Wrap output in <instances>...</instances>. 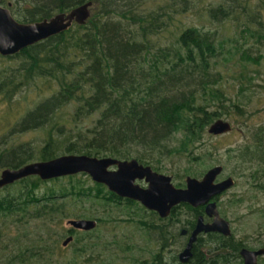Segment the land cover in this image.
Returning <instances> with one entry per match:
<instances>
[{
  "label": "trees",
  "instance_id": "obj_1",
  "mask_svg": "<svg viewBox=\"0 0 264 264\" xmlns=\"http://www.w3.org/2000/svg\"><path fill=\"white\" fill-rule=\"evenodd\" d=\"M9 1L12 2L2 0V3L9 5ZM85 1L88 0H37L36 5L31 2V7L24 5L19 10H15L12 2L11 11L18 20L33 22L68 11ZM93 1L101 4V8L94 9L86 24H75L16 55L0 54L1 62L16 57L20 59L18 67L8 66L11 69L9 74L0 70V97L11 101L24 87L37 82L47 85L50 92L49 96L36 102L16 126L21 127V131L47 129L44 144L39 150L29 141L19 147H0V171L68 153L137 158L159 172L164 169L163 156L188 154L193 161L202 163L203 157L195 155V149L208 134L211 123L229 113L226 103L231 98L222 82L217 86L219 80L216 84L208 80L213 75L224 78L218 60L219 55L226 52L223 42H218L210 29L194 25H178L175 40L169 44L155 39L169 28L175 19L173 14L188 11V8L175 9L176 0L166 6L159 5L157 9L150 8V11L137 8L133 0ZM260 2L264 5V0ZM231 8L223 2L210 5L206 8V17L211 22L218 18V14L228 19ZM244 8L250 11L244 12L248 20L243 22L242 30L264 36L262 20H259V29L250 25L251 17L261 15L256 12L260 11L259 6ZM243 54L245 58L256 60L248 51ZM182 80H191L193 85L199 81L203 85L183 94L173 92L183 84ZM54 81L57 88L53 87ZM200 91L203 92L199 94ZM214 104L217 108L211 109ZM233 105L241 115L244 114L242 105ZM70 121L77 122L75 131L68 129ZM177 134L182 137L173 145L171 141ZM254 141L255 144L247 145L238 155L241 162L249 153L254 158L264 155V127L257 129ZM204 173L205 169L199 171L190 166L185 168L183 176L199 177ZM13 185L20 186L7 193L3 191L11 184L0 188V217L17 218L23 226L40 220L45 227L44 231H38V237L26 231L29 244L19 254L24 259L34 256L48 259L61 249V239L68 235L74 236L70 243L76 245L77 253L91 250L88 262L97 258L94 254L98 253L100 240L93 234L98 223L92 230H82L83 234H76L78 229L73 227L68 230L63 227L65 218L96 217L79 207H85L87 199H96L94 202L107 209L123 202L128 207L144 209L138 201L119 196L105 184L95 182L93 186H86L85 179L79 174L49 180L29 176ZM177 185L184 186L185 181ZM185 205L193 210L189 204ZM172 212L169 223L178 211L175 208ZM150 213L164 221L155 212ZM94 220L99 224L104 221L103 217ZM138 222L148 229H162L161 225L144 220ZM163 239L166 243L163 246H167V230ZM87 241V249L83 250ZM9 262L14 264V256ZM135 264H165L163 253L158 251L152 261L143 259Z\"/></svg>",
  "mask_w": 264,
  "mask_h": 264
},
{
  "label": "rangeland",
  "instance_id": "obj_2",
  "mask_svg": "<svg viewBox=\"0 0 264 264\" xmlns=\"http://www.w3.org/2000/svg\"><path fill=\"white\" fill-rule=\"evenodd\" d=\"M15 5V10L21 9V6L31 7L33 2L36 5L37 0H11ZM136 7L150 11V8L157 9L159 5L166 6L172 0H133ZM176 0V8L183 10L188 8L187 12H178L173 14L175 19L169 25V28L163 30L162 33L156 35L154 38L158 39L163 44H169L175 40V33L178 25L200 26L210 29L215 33L218 42H223L225 53L219 55L218 60L221 63L219 69L223 71V80L217 75L211 76L208 80L211 84H216L219 80V85L226 91L228 97L231 99L227 101L229 105V113L223 117L229 120L233 125V130L223 135H213L208 132L205 135L202 143L195 149V155L203 157L202 163L192 160L188 154H173L171 156H163L162 162L164 169L162 173L172 175L174 182H184L186 175L185 168L195 166L199 171L205 172L213 166L223 165V172L219 178H225L232 175L236 178V186L224 193L220 198V206L223 214L231 219L235 227V233L241 235H249L250 237L258 239L257 236L264 238V189L256 188L258 180H254L249 173L250 170L257 169L256 162L243 163L240 161L239 154L249 144H255L254 135L258 128L264 127V36L260 34H247L243 29V22L248 18L245 17L244 12L250 11L245 9V6L251 8L259 6L261 14L259 17H251L250 25L253 29H259L261 26L259 20L264 23V5L260 0ZM221 2L230 5L231 15L228 19L218 14L212 22L206 17V8L210 5H219ZM125 2H122V6ZM31 5V6H30ZM13 6V4H12ZM12 8V7H11ZM101 8V4H94V9ZM170 11V9H169ZM221 16V18L219 17ZM16 17V16H15ZM17 18V17H16ZM167 21L168 17L166 18ZM20 21V20H19ZM254 21V22H253ZM242 51V52H241ZM244 51H248L249 55L254 60L245 58ZM6 62V63H5ZM20 59L7 60L1 62L0 70L7 74L11 72L9 65L18 67ZM17 73L19 71L16 70ZM189 79V78H187ZM183 83V84H182ZM181 86L174 88L173 92L186 93L190 89H200L203 84H194L191 80H182ZM176 85V84H175ZM47 85L41 82L34 83L30 86L24 87L20 92L14 96L11 101L4 100L0 97V147L4 146H21L29 141L31 145L35 146L36 150L44 144L45 138L48 135V130L38 128L36 130H23L19 126L20 121L24 118L26 112L33 108L36 102L41 98L50 95L46 89ZM53 87L57 88L55 81ZM203 91H200L201 94ZM233 103L242 105L244 114L241 115L235 108ZM217 104L211 106V109H216ZM70 107V111L73 112ZM77 122L70 121L68 129L75 131ZM181 134H177L171 141L175 145L179 142ZM233 149V150H231ZM1 172V171H0ZM79 175L85 179L86 186H93L94 180L87 173ZM203 175V174H202ZM194 176V175H193ZM198 177V176H197ZM200 177V176H199ZM15 184V183H14ZM20 185H13L9 189L3 191L7 193L8 190L12 192ZM258 187V186H257ZM233 197V198H232ZM244 198L242 201L237 199ZM96 199H87L85 207H81L87 212L95 214L97 219L103 217L104 221L96 228L93 237H99L97 249L98 253L94 254L97 258L89 260L91 250L77 253L75 246L70 243L64 247L61 239V249L57 250L53 255H49L46 259L43 256H34L29 259L20 257L24 246L28 243V236L26 231L34 233L38 237V231H44L45 227L40 220H34L21 225L17 218L4 219L0 217V264H9V260L14 256V264H135L138 260L149 259L153 257L158 251H162L163 258L171 261V257L183 249L184 238H178V234L182 227V222L186 221L191 213L187 212V208L181 207L176 214L182 222H177L174 218V226H172L171 233L167 232V236L172 240H177L173 244L167 240V246L163 249L161 247L164 243L163 236L169 224L167 221H161L157 216L150 213L146 207L140 202L141 206H129L123 202L122 205H112L111 208H104L97 202ZM94 202V203H93ZM96 204V205H95ZM78 207V208H79ZM134 207V208H132ZM80 208V209H81ZM135 210V211H134ZM134 211V212H133ZM65 218L63 227L68 230L71 226ZM144 220L150 224L161 225L162 229H156L141 225L138 221ZM76 234H83L82 230H76ZM174 235V237L172 236ZM19 236V237H18ZM17 238L11 243V240ZM251 245H256L262 241L249 240ZM29 244V243H28ZM88 241L83 250H86ZM31 255V252H29ZM26 257V256H24Z\"/></svg>",
  "mask_w": 264,
  "mask_h": 264
},
{
  "label": "water",
  "instance_id": "obj_3",
  "mask_svg": "<svg viewBox=\"0 0 264 264\" xmlns=\"http://www.w3.org/2000/svg\"><path fill=\"white\" fill-rule=\"evenodd\" d=\"M93 7L94 1L88 0L49 18L22 22L14 16L10 7L2 5L0 0V54L16 55L31 45L70 29L75 24H86L92 16ZM232 128L229 120L218 118L211 123L208 132L218 136L230 132ZM223 169V165L213 166L202 178L189 175L186 177V187H179L174 183L172 175L159 172L151 165L141 163L137 158L121 159L113 156L68 153L49 160L4 168L0 173V188L29 176L49 180L87 173L95 182L105 184L110 191L121 197L136 200L162 217L169 216L172 209L181 203H189L194 207L206 205V213L214 217V221L204 223V217L199 216L189 243L181 254L182 261H188L193 242L200 232L231 233L229 221L220 214L217 202L212 201L215 196L225 192L235 183L233 177L217 181ZM68 224L74 229L92 230L97 226V221L74 218L69 219ZM73 239V235L68 236L63 245L67 246ZM242 254L245 264H258L257 257L264 254V248L256 251L244 249Z\"/></svg>",
  "mask_w": 264,
  "mask_h": 264
},
{
  "label": "flooded vegetation",
  "instance_id": "obj_4",
  "mask_svg": "<svg viewBox=\"0 0 264 264\" xmlns=\"http://www.w3.org/2000/svg\"><path fill=\"white\" fill-rule=\"evenodd\" d=\"M1 4L4 5L2 3V0H1ZM4 6H9L11 8L12 2L9 1V5H4ZM232 130H233V128H232ZM231 150H233V149H231ZM250 161H252L251 163H255L254 161H257L256 165L257 164L258 165H257V169L250 170L251 173H249V176H251L254 180L259 181L258 184H256L258 186V187L256 186V188L264 189V155H261V156H258L257 158L256 157L254 158V157H251L250 153H249L245 157L243 163H248ZM204 174L198 178H202L204 176ZM219 176L217 178V181H221L227 177H233L235 180V183L231 188H229L225 192L221 193L220 195L215 196L212 199V201L217 202L220 214L229 221L230 227H231V233L225 234V233L219 232V231H209V232L203 231V232H200L193 242V245L191 248V255L189 256L188 261H182L181 254L186 249V247L189 243L190 237H191L194 229L196 228L199 216L202 215L204 217V223H212L214 221V217L209 216L206 213V205H200V206L194 207V206L190 205L189 203H181L175 207L176 211H179V208H181V207L186 208L185 204H189L193 208V210L187 209V212L191 213V216L187 217L186 221L182 222L179 217H177V219H176V221L178 223L182 222V227H181L180 232L178 234L179 235L178 238H180V237L184 238L183 249L180 252L174 254L171 257V261H168L166 258H163V262L165 264H245V258L242 254V251L244 249H248L250 251H256V250H259L261 248H264V238L262 237L263 235H261V237L257 236L258 239L250 237L247 234L238 236L239 234L235 233V231H234V229H235V227L233 226L234 222L231 219L227 218L226 215L223 214L222 208H221L220 203H219L220 198L224 193H226L227 191H229L230 189L235 187L237 183H236V178L232 175H228L225 178H219ZM184 181H185V185L179 186V187H186V178ZM142 184L146 185L145 182H142ZM243 199L244 198H240V199H237L236 201L239 202V201H242ZM173 209H172V211H173ZM150 211H153V210H150ZM172 211H171V213H172ZM153 212H155L164 221H167V224L169 223L168 219H170L171 214L168 217H162L159 215L158 212H156V211H153ZM170 223H172V224H169V226L167 227V232H169V233H171L170 232V230H172L171 227L175 225V224H173L174 221H172ZM68 236H70V235H68ZM172 236L174 237V235H172ZM174 239H175V237H174ZM250 239L262 241V242L258 243L256 245H251V243L249 241ZM167 240L170 241L171 244H173L174 242L177 241L176 239L175 240L170 239L169 236H167L166 242H167ZM162 247L165 248L166 246H162ZM257 259H258V264H264V254L259 255L257 257Z\"/></svg>",
  "mask_w": 264,
  "mask_h": 264
},
{
  "label": "bare ground",
  "instance_id": "obj_5",
  "mask_svg": "<svg viewBox=\"0 0 264 264\" xmlns=\"http://www.w3.org/2000/svg\"><path fill=\"white\" fill-rule=\"evenodd\" d=\"M10 9H11V8H10ZM175 207H176V206H175ZM174 209H175V208H174ZM172 213H173V212H172ZM172 213H171V214H172ZM167 217H168V216H167Z\"/></svg>",
  "mask_w": 264,
  "mask_h": 264
}]
</instances>
